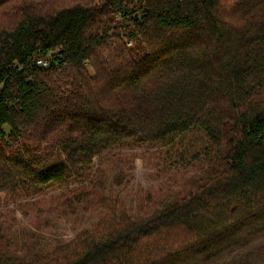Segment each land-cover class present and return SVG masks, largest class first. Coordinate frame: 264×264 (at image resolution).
<instances>
[{
  "label": "trees",
  "instance_id": "16d2710c",
  "mask_svg": "<svg viewBox=\"0 0 264 264\" xmlns=\"http://www.w3.org/2000/svg\"><path fill=\"white\" fill-rule=\"evenodd\" d=\"M194 132L149 213L97 191L110 158L128 185L133 147ZM53 187L95 221L30 251L0 221V264H264V0H79L0 29V202Z\"/></svg>",
  "mask_w": 264,
  "mask_h": 264
},
{
  "label": "rangeland",
  "instance_id": "374dc122",
  "mask_svg": "<svg viewBox=\"0 0 264 264\" xmlns=\"http://www.w3.org/2000/svg\"><path fill=\"white\" fill-rule=\"evenodd\" d=\"M77 2L79 0H2L0 29L15 25L25 9L48 14L52 13L53 9ZM199 139V135L194 132L184 140L172 141L165 145H145L143 149L133 147V153L140 154L134 162H131L129 174L132 175V181L128 185L122 182V185L116 186L112 182L115 171L122 170L123 173L126 171V159L110 158L106 164H102L103 171L97 176L98 180L104 183L102 188L97 187V191L120 196L127 203L132 215L149 213L156 206L154 203L156 199L172 190L175 181L181 180L195 168L196 162L191 158V154L200 143ZM125 151H130V148H125ZM159 151L161 154L158 153ZM107 157L109 154L93 158L92 176L97 175L96 168ZM90 178L88 177V180ZM61 190L53 187L43 195L23 198L18 201L22 204L20 206L15 202H0L2 226L6 229V224L11 225L6 231L11 246H16L20 250L22 244H25L28 246V251L45 250L57 243L71 240L79 229L92 225L97 218V214L92 210L84 214L78 211L75 215H66L62 212L68 208L65 204L58 203V200L63 198L57 197ZM65 193L67 194L68 191ZM5 198L6 194L0 192V199Z\"/></svg>",
  "mask_w": 264,
  "mask_h": 264
},
{
  "label": "built area",
  "instance_id": "2783aa9c",
  "mask_svg": "<svg viewBox=\"0 0 264 264\" xmlns=\"http://www.w3.org/2000/svg\"><path fill=\"white\" fill-rule=\"evenodd\" d=\"M36 63L41 65V66H46L47 62L44 59H38L36 60Z\"/></svg>",
  "mask_w": 264,
  "mask_h": 264
}]
</instances>
